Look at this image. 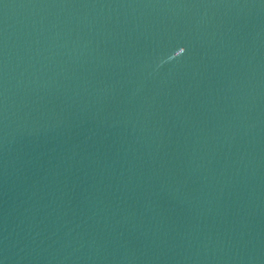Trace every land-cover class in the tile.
Segmentation results:
<instances>
[{"label": "water", "instance_id": "95a60500", "mask_svg": "<svg viewBox=\"0 0 264 264\" xmlns=\"http://www.w3.org/2000/svg\"><path fill=\"white\" fill-rule=\"evenodd\" d=\"M0 264H264V0H0Z\"/></svg>", "mask_w": 264, "mask_h": 264}]
</instances>
